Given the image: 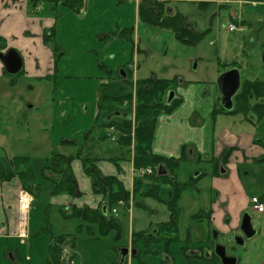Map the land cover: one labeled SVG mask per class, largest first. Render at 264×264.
I'll list each match as a JSON object with an SVG mask.
<instances>
[{
  "label": "rangeland",
  "instance_id": "obj_1",
  "mask_svg": "<svg viewBox=\"0 0 264 264\" xmlns=\"http://www.w3.org/2000/svg\"><path fill=\"white\" fill-rule=\"evenodd\" d=\"M225 2L228 3L222 4ZM165 3L172 4L195 32L205 35L199 44L188 46L179 43L171 30L147 26L141 22L136 32L141 38L139 48L147 52L148 49L153 50L149 51L148 60L147 54H141L140 61L144 63H141L142 72L153 68L160 72L161 77H176L180 78L179 81L185 80L196 85H211L215 84L219 72L225 73L235 69L240 73L242 86L246 82H264V0H165ZM203 3H207V6L203 7ZM220 4L227 7H221ZM125 14L128 16L127 12ZM78 16L77 19L80 20L86 18L83 14ZM230 25H234L236 30L230 31ZM123 35L127 36V33ZM83 36L84 44H79L80 39L78 44L73 40L70 48H65L66 53L57 61L55 76L43 80L20 79L15 87L10 85L14 76L8 75L7 79H0V165L6 172L10 171L9 159L29 156L30 166L35 173H39L40 178L41 171L48 164L47 161L54 155L62 153L75 156L80 150L63 146V141L84 140L90 131L95 135L102 131L105 135V145L112 149L115 144L119 145V136L102 127L105 121L99 109L102 105L101 83L111 82V89L120 84L117 79L118 66H115L114 79H110L106 72H102L100 65L111 57H114L113 61H107L117 63L134 50H129L130 46L127 44L121 45L119 40L113 41H117L114 46L112 43L90 44L86 28ZM196 61H199L198 68L194 70ZM139 74L141 77L140 72ZM139 82L140 80H136L135 84L132 82V85L123 86L121 89L125 95L133 91L135 96ZM110 103L120 111H132L131 114L135 117L136 103L129 107L114 101L105 102L106 105ZM216 127L217 135L227 129L236 136L241 135L252 141L264 136V116L258 118L253 111L246 115L222 116ZM263 145L264 139L255 148L264 152ZM84 151L87 153L86 149ZM134 154L135 150L131 147L128 162L133 164L135 172L132 187L128 189L129 204L120 202L113 207V210H117V215H113L121 223L119 233L111 231L106 237H101L98 233L93 238L85 229L84 232L78 233V226L82 222L78 219L66 221L60 212V204L56 201L49 202L47 196L43 197L47 205L37 202L34 211L32 209L29 213L32 232L37 233L49 219L56 235L75 236L77 241H72L67 246L69 250L67 249L66 255H69L68 252L77 254L74 259L76 264H109L118 259L119 250L123 248L135 249L146 264H187L181 254V248L215 239L213 233L209 235L208 220L195 218L201 210L209 208L208 181L192 180L193 175L198 168L202 169V166L186 163L179 165L177 180L180 183H190V188L178 203V243L171 244L170 254L163 252L159 256L145 255L142 241H139L136 247L132 244L133 235L141 232L152 235L158 224L167 223L170 218L165 204L144 197L150 185L154 184L149 181L154 172L142 175L140 170L152 169L142 167L136 170ZM252 170L262 175L258 165L253 166ZM139 181L141 183L137 184ZM255 182L258 187L259 179ZM143 185L146 187L143 188ZM169 191L168 186L161 187L163 200H169ZM105 201L108 203L107 198ZM48 205L49 211L44 208ZM248 211L254 228L262 234L247 240L243 245L236 241L227 245V239L224 242L223 238H220L219 242L227 245V255L236 258L237 264H264V215L254 211L253 205ZM24 244L30 245L29 240ZM154 247L153 249H156ZM139 262L138 258L131 257L125 264H140Z\"/></svg>",
  "mask_w": 264,
  "mask_h": 264
},
{
  "label": "crops",
  "instance_id": "obj_2",
  "mask_svg": "<svg viewBox=\"0 0 264 264\" xmlns=\"http://www.w3.org/2000/svg\"><path fill=\"white\" fill-rule=\"evenodd\" d=\"M147 1L164 3L167 13L171 16L181 15L175 7L173 8L172 4H166L165 0H0V54L17 53L23 63L21 71L12 75L7 72L5 65L0 60V79H7L8 75L14 76L10 85L15 87L19 84L20 79L43 80L55 76L57 61H55L54 45L61 44L64 49L68 50L73 40L78 44L80 39L79 44H84L83 31L86 28L90 44L108 45L112 43L114 46L117 41H113L119 40L121 45L127 44L130 46L129 50H134L119 59L117 63L107 61H113L114 57H111L105 59L106 62H102L100 65L102 72H106L110 79H114L115 66H118L117 79L120 83L114 85V89H111L113 88L111 82L101 83L102 105L99 109L104 116L103 128H108L109 123L117 120L133 119L132 111H120L112 103L107 106L103 102L105 96L111 98L124 96L121 87L130 86L132 82L135 84L136 80H176L177 85L170 92H174L172 102L180 101V105L172 113H163L159 116L151 149L156 156L181 160L183 164L202 166V169L198 168L192 180L208 181L210 196L207 204L209 208L201 210L195 218H201V221L202 219L208 220L209 235L213 233L215 239L191 247L185 246L181 248V254L182 249H187L193 256L198 252L197 256L206 254L210 259L211 254L215 253L213 249L216 246L226 248L231 242L236 241L233 237L243 240V237L238 233V228L244 215H249L248 208L254 205V202H264V152L255 148L260 145L264 136L251 141L241 135L236 136L235 133L227 129L217 135L216 123L222 116L240 115L226 113L227 110L221 103L222 97L216 85V80L222 74L221 72L218 73L215 84L196 85L185 80L179 81L180 78L176 77H161L160 72L153 68L145 70V72L141 71V63L144 64L140 61L141 54H147L146 60H148L149 51H153L140 50L141 38L136 35L140 23L146 25L140 17V6ZM171 1L173 2V0ZM64 2L73 6L80 4V10L76 11L73 7L64 5ZM206 4L203 3L202 6L206 7ZM223 6L227 7L221 5V7ZM126 12L128 16H126ZM78 14L86 15V18L84 20L77 19ZM187 27L195 31L188 24ZM125 32L127 36L123 35ZM136 49L137 52H135ZM198 62L196 61L194 70L198 68ZM139 72L141 77H139ZM170 104L167 103V105ZM116 136H119L117 132ZM81 140L62 142L65 147L80 149L75 156L57 153L66 157H74L71 167L81 197L74 199L68 195H52L49 183L42 176L39 178V173L34 171L36 176L34 186H38L39 197L34 201L33 211L37 202L45 203L44 196L49 198V202L56 201L60 204L62 208L60 212L66 221L76 219L67 218L72 215L75 208L97 209L103 207L104 210L107 209L104 196L97 195L93 191L91 179L84 171L83 157L94 160L95 167L104 177H117L124 183L127 190L131 189L135 169L133 164L126 159L127 156L120 145L114 143V149L106 146L105 135L102 131L98 135L90 131L84 140ZM84 149L87 150V153ZM255 165L261 168L262 175L252 170ZM160 170H163V176L169 173V170L164 167ZM179 170L180 166L177 174ZM257 179L260 183L258 187L255 182ZM145 187L146 185H143V188ZM21 189L22 186L18 179H14L10 183H0V239H2L0 241V264H76L74 259L77 254L73 255L68 252L69 255H66L69 245L64 247L60 262H57L52 256L50 234L54 237L69 234L56 235L49 219L37 233L32 232L31 225L28 227L30 245L19 242V237L17 238L18 194ZM254 193L256 194L254 195ZM49 207L50 205L44 208L49 211ZM111 212L109 210V215ZM80 221L82 223L78 226V233L84 232V229L86 230L88 227L86 223ZM94 230L95 234H98L96 226H94ZM89 236L93 238L90 234ZM220 238H223L224 242L227 239L229 244L220 243ZM236 242H240V240ZM120 250L118 259L116 258L109 264H120ZM132 251L133 249H130V255L135 257Z\"/></svg>",
  "mask_w": 264,
  "mask_h": 264
},
{
  "label": "trees",
  "instance_id": "obj_3",
  "mask_svg": "<svg viewBox=\"0 0 264 264\" xmlns=\"http://www.w3.org/2000/svg\"><path fill=\"white\" fill-rule=\"evenodd\" d=\"M64 5L73 7L76 11L80 10L78 6L70 5L64 2ZM141 20L149 26L168 29L174 32L175 37L181 43L188 46H195L201 42L204 33H197L187 27L186 20L181 15L171 16L167 13L165 6L161 2L147 1L140 6ZM133 31V29H132ZM131 32V31H130ZM55 61H58L65 54V49L61 44L54 45ZM177 85L176 80H157L140 81L134 96L133 91L128 92L121 97L103 98V102L114 101L121 105L127 104L129 107L136 103L135 117L133 119H123L111 122L107 125L108 129H114L119 134L118 144L124 150V154L129 160V149L135 150L134 166L139 168H150L154 174L149 177V181L154 183L145 193V198L155 199L166 205L169 211V222L158 224L153 234L147 232L134 234L132 244L135 247L139 241H142L146 250L145 255L159 256L163 252L170 254L171 244L178 242V219H179V200L183 193L189 190L190 183H180L177 180V170L181 160L166 159L156 156L152 153V144L154 133L159 116L163 113H172L179 105L180 101H174L167 105V96L170 90ZM224 111V110H223ZM249 111L256 113L258 118L264 116V82H246L240 92L235 97L234 108L226 113L247 114ZM74 157H66L60 154L54 155L48 164L41 171V176L50 185L52 195H68L72 198L81 197L76 178L72 172L71 164ZM83 167L86 175L91 179L92 188L95 194L107 198V209L103 207L97 209L75 208L71 216L67 218H76L82 220L88 226V234L95 237L94 226L98 228L101 237L107 236L111 231L120 232L121 223L112 215L109 210L117 206L120 202L129 204L130 192L125 188L124 183L117 177H104L95 167V161L83 157ZM29 156H17L9 159L10 171L6 172L0 165V183H10L18 179L23 189L29 191L35 199H38V186H34L36 179L35 173L30 166ZM164 167L169 170L168 175H159V170ZM141 181L137 182V184ZM168 186L169 200L165 201L161 197V187ZM136 192L138 189L135 190ZM76 239L73 235L54 237L50 234V243L52 256L57 262H60L63 256L64 247ZM154 245H156L154 247ZM157 245H163L159 247ZM156 248V249H153ZM197 253L193 256L191 251L182 249V254L187 264H221L220 259L215 253L211 258L206 254ZM140 264H146L141 260L140 255L136 256ZM117 264V263H116Z\"/></svg>",
  "mask_w": 264,
  "mask_h": 264
},
{
  "label": "water",
  "instance_id": "obj_4",
  "mask_svg": "<svg viewBox=\"0 0 264 264\" xmlns=\"http://www.w3.org/2000/svg\"><path fill=\"white\" fill-rule=\"evenodd\" d=\"M0 60L6 67L8 73L12 75L18 74L22 69V60L17 53L9 52L7 55L0 54ZM216 85L219 90L220 96L222 97V105L225 110L231 111L234 108V97L239 93L242 87L241 76L238 70H231L222 73L216 80ZM174 92H169L167 103L170 104L173 100ZM163 170H160V175H162ZM242 224L245 223L250 228H252V221L248 214H245ZM237 241V240H236ZM240 245L245 243L244 240L237 242ZM121 259L120 264H124L126 258L130 254L129 248H123L120 250ZM134 256L137 255L136 250L132 251ZM215 254L220 259L221 264H237L238 260L236 258L230 257L226 253V248L223 246H216Z\"/></svg>",
  "mask_w": 264,
  "mask_h": 264
},
{
  "label": "built area",
  "instance_id": "obj_5",
  "mask_svg": "<svg viewBox=\"0 0 264 264\" xmlns=\"http://www.w3.org/2000/svg\"><path fill=\"white\" fill-rule=\"evenodd\" d=\"M235 26L230 25L229 30L235 31ZM142 175H150L153 173L152 170H140ZM34 198L26 190H21L18 196V209H19V223H18V237L22 243H25L28 239V225H29V213L33 207ZM254 210L264 215V203L260 201L254 202ZM116 214V211L114 210Z\"/></svg>",
  "mask_w": 264,
  "mask_h": 264
},
{
  "label": "flooded vegetation",
  "instance_id": "obj_6",
  "mask_svg": "<svg viewBox=\"0 0 264 264\" xmlns=\"http://www.w3.org/2000/svg\"><path fill=\"white\" fill-rule=\"evenodd\" d=\"M243 222V221H241ZM238 233L239 234H242V237H243V240L246 242L247 240L249 239H254V238H257L259 237L262 232L255 229L254 228V225L252 223V228H250L248 225H246L245 223H240V226L238 228ZM232 237V236H231ZM235 240H240V242L242 241V239H239V238H235L233 237Z\"/></svg>",
  "mask_w": 264,
  "mask_h": 264
}]
</instances>
